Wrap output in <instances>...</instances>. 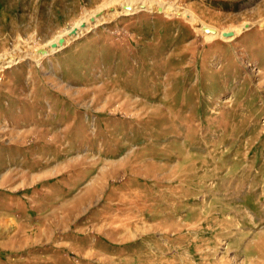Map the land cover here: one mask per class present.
Masks as SVG:
<instances>
[{
    "label": "rangeland",
    "instance_id": "374dc122",
    "mask_svg": "<svg viewBox=\"0 0 264 264\" xmlns=\"http://www.w3.org/2000/svg\"><path fill=\"white\" fill-rule=\"evenodd\" d=\"M0 13V264H264V0Z\"/></svg>",
    "mask_w": 264,
    "mask_h": 264
},
{
    "label": "bare ground",
    "instance_id": "6f19581e",
    "mask_svg": "<svg viewBox=\"0 0 264 264\" xmlns=\"http://www.w3.org/2000/svg\"><path fill=\"white\" fill-rule=\"evenodd\" d=\"M138 8L140 9V8H143V7L139 5V7H138ZM144 8H145V7H144ZM158 11H161V12H162V11H164V10H163V8H162V7H159V8H158ZM165 11H168V10H165ZM190 16H191V14H190Z\"/></svg>",
    "mask_w": 264,
    "mask_h": 264
},
{
    "label": "water",
    "instance_id": "95a60500",
    "mask_svg": "<svg viewBox=\"0 0 264 264\" xmlns=\"http://www.w3.org/2000/svg\"><path fill=\"white\" fill-rule=\"evenodd\" d=\"M206 30H207V32H209L208 29H206ZM226 36H230V34H228V35H226Z\"/></svg>",
    "mask_w": 264,
    "mask_h": 264
},
{
    "label": "crops",
    "instance_id": "0c3cea01",
    "mask_svg": "<svg viewBox=\"0 0 264 264\" xmlns=\"http://www.w3.org/2000/svg\"><path fill=\"white\" fill-rule=\"evenodd\" d=\"M0 15H1V13H0ZM117 39V38H116Z\"/></svg>",
    "mask_w": 264,
    "mask_h": 264
}]
</instances>
